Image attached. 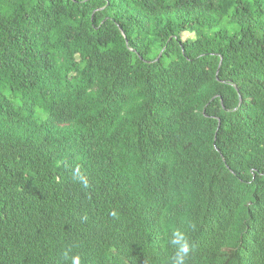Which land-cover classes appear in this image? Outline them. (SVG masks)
<instances>
[{"label": "trees", "instance_id": "obj_1", "mask_svg": "<svg viewBox=\"0 0 264 264\" xmlns=\"http://www.w3.org/2000/svg\"><path fill=\"white\" fill-rule=\"evenodd\" d=\"M176 229L264 264V0H0V264H169Z\"/></svg>", "mask_w": 264, "mask_h": 264}, {"label": "clouds", "instance_id": "obj_2", "mask_svg": "<svg viewBox=\"0 0 264 264\" xmlns=\"http://www.w3.org/2000/svg\"><path fill=\"white\" fill-rule=\"evenodd\" d=\"M74 182L82 184L84 187L88 186L87 179L82 175L80 167L77 166L71 173ZM114 214V213H113ZM170 247L173 250V254L169 259V264H187L188 258L190 257L192 251V245L188 235L176 229L171 232L170 238L168 240ZM64 259L69 258L68 252L63 254ZM71 264H82V259L80 255H75L71 257Z\"/></svg>", "mask_w": 264, "mask_h": 264}, {"label": "rangeland", "instance_id": "obj_3", "mask_svg": "<svg viewBox=\"0 0 264 264\" xmlns=\"http://www.w3.org/2000/svg\"><path fill=\"white\" fill-rule=\"evenodd\" d=\"M183 36H184V38H186V37H192L193 34H191V33H184Z\"/></svg>", "mask_w": 264, "mask_h": 264}]
</instances>
